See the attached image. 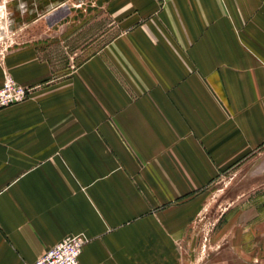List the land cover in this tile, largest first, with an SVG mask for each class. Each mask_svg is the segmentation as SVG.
<instances>
[{
	"label": "crops",
	"instance_id": "obj_1",
	"mask_svg": "<svg viewBox=\"0 0 264 264\" xmlns=\"http://www.w3.org/2000/svg\"><path fill=\"white\" fill-rule=\"evenodd\" d=\"M86 12L53 23L52 49L0 63V89L8 74L28 90L0 110V264H34L80 234V264L167 258L189 193L264 148V0Z\"/></svg>",
	"mask_w": 264,
	"mask_h": 264
},
{
	"label": "rangeland",
	"instance_id": "obj_2",
	"mask_svg": "<svg viewBox=\"0 0 264 264\" xmlns=\"http://www.w3.org/2000/svg\"><path fill=\"white\" fill-rule=\"evenodd\" d=\"M96 1L0 0V63L8 51L22 46L52 49L57 41L53 23L67 27L70 15L82 22ZM82 46L78 43V48ZM51 55L61 63L66 59L63 53ZM85 58L84 54L77 56V64ZM188 202L187 226L173 233L171 256L156 257L154 248L150 254L141 249L133 264L264 263V148L251 160L222 169L213 181L189 193Z\"/></svg>",
	"mask_w": 264,
	"mask_h": 264
},
{
	"label": "built area",
	"instance_id": "obj_3",
	"mask_svg": "<svg viewBox=\"0 0 264 264\" xmlns=\"http://www.w3.org/2000/svg\"><path fill=\"white\" fill-rule=\"evenodd\" d=\"M27 97L28 90L8 76L0 89V110L22 103ZM88 242L89 238L85 234L67 237L34 264H80V257Z\"/></svg>",
	"mask_w": 264,
	"mask_h": 264
}]
</instances>
